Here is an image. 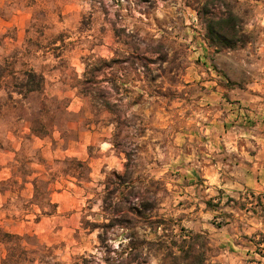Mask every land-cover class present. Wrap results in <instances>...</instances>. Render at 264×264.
Listing matches in <instances>:
<instances>
[{
  "label": "rangeland",
  "instance_id": "1",
  "mask_svg": "<svg viewBox=\"0 0 264 264\" xmlns=\"http://www.w3.org/2000/svg\"><path fill=\"white\" fill-rule=\"evenodd\" d=\"M210 2L242 19L244 48L211 46L192 0H0V66L45 78L28 95L0 79V264L8 248L9 264H223L254 246L257 197L207 171L230 177L217 70L258 61L264 0Z\"/></svg>",
  "mask_w": 264,
  "mask_h": 264
},
{
  "label": "crops",
  "instance_id": "2",
  "mask_svg": "<svg viewBox=\"0 0 264 264\" xmlns=\"http://www.w3.org/2000/svg\"><path fill=\"white\" fill-rule=\"evenodd\" d=\"M262 17L264 18V15ZM260 22L264 25V20ZM251 45L253 44H250V47ZM255 46L251 48L254 49L251 54L257 53L258 61L249 63L242 59L233 61L235 65L248 66L245 74L237 78L232 77L227 71L218 69L216 76V84H220L217 92H220L221 96L227 93L233 101L232 120L231 122L226 120L231 124V130L228 131L227 126L226 134L218 137L222 149H217L220 157L224 159L223 167L230 169L228 173L230 177L224 176L220 181L218 176L210 175L208 170L207 178L220 189L228 187L237 190L236 194L239 195L242 191H248L257 197L258 201L254 205L259 204L261 209L259 212L256 208L255 211L246 212L241 216L242 219L248 218L245 219L247 222L245 226L248 229L244 232L250 239L256 241L254 246H234L233 256H227L228 252L222 255L225 257L223 264H264V257L259 255L264 243L257 242L261 237L259 234L264 233V38L261 37ZM227 123L225 122L224 127ZM219 169L222 168H218V174H227L226 171L220 173ZM245 259L250 260L248 262Z\"/></svg>",
  "mask_w": 264,
  "mask_h": 264
},
{
  "label": "trees",
  "instance_id": "3",
  "mask_svg": "<svg viewBox=\"0 0 264 264\" xmlns=\"http://www.w3.org/2000/svg\"><path fill=\"white\" fill-rule=\"evenodd\" d=\"M192 1L202 4L203 7L200 10V15L206 25V38L211 46L216 47L218 52L223 50H238L247 45L249 40L243 28V21L229 7L221 15L216 16L210 12V0ZM211 15L212 17H210ZM14 65L15 62L7 59L5 66H0V79H4L7 76L10 77V81L5 82V87L8 90H12L11 92L19 95L42 92L45 84V78L42 74L28 68H24L18 72ZM34 187L35 198L37 199L39 193L38 181L34 182ZM212 203L210 201L207 205L212 208ZM227 203L239 204L240 202L234 198H228ZM12 238V235L0 232V244L8 245ZM8 251L9 255L3 260L4 264L11 263V258L13 257V250L8 248Z\"/></svg>",
  "mask_w": 264,
  "mask_h": 264
}]
</instances>
